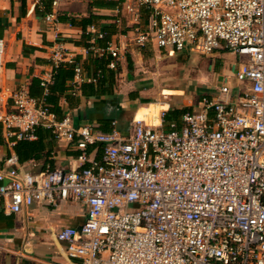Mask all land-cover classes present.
I'll use <instances>...</instances> for the list:
<instances>
[{
    "label": "built area",
    "instance_id": "1",
    "mask_svg": "<svg viewBox=\"0 0 264 264\" xmlns=\"http://www.w3.org/2000/svg\"><path fill=\"white\" fill-rule=\"evenodd\" d=\"M125 1L129 12L150 11L146 29L134 30L139 47L201 56L232 52L239 57L234 84L204 94L180 127L163 129V110L160 128L135 119L128 133H101L75 128L69 116L58 120L50 111L45 96L53 74L41 80V99L7 88V45L0 39V99L10 106L0 122L7 135L34 140L35 130L45 128L56 140L78 139L83 151L102 146L101 160L87 168L0 171V199L12 213L43 201L82 203L84 223L56 232L72 264H264V0ZM45 19L57 32L58 16ZM91 30L90 51L110 56L108 66L116 68L120 46H96L104 34ZM57 46L55 66L65 60L60 41ZM82 72L78 65L77 80ZM78 91L76 83L73 94Z\"/></svg>",
    "mask_w": 264,
    "mask_h": 264
},
{
    "label": "crops",
    "instance_id": "2",
    "mask_svg": "<svg viewBox=\"0 0 264 264\" xmlns=\"http://www.w3.org/2000/svg\"><path fill=\"white\" fill-rule=\"evenodd\" d=\"M91 1L53 2L51 13L57 16L64 13L71 18L80 19L87 17L90 12L103 16L96 22L97 25H88L85 30L68 22H60L55 32L50 29L45 19L48 14L43 13L41 0H0V39L6 42L8 57L5 86L12 91L25 89L29 94L39 96L42 92L39 87L41 80L49 79L54 73V54L60 41L65 49L64 63L79 64L83 70L80 80L74 75L66 81L67 89L64 93L56 95L64 117L69 116L75 128L89 125L101 133H109L114 129L128 133L135 119H142L150 124L158 123L159 119L156 126L160 128L161 111H166L173 105L175 108L169 111L184 108L194 110L204 94H218L216 90L225 82L224 75L233 74L238 65L239 57L232 52L197 55L204 57L205 60L201 61L191 58L196 54H168L151 44L139 47L133 41L134 30L146 29L150 16L147 8L139 7L132 13L127 9L131 2L122 0L119 8L98 9L90 6ZM92 26L98 31L108 27L112 32L110 42H116L121 50L116 68L108 67L109 71L102 85H99L95 64L90 56L96 54L87 47L94 41ZM84 33L90 34V40L83 39ZM127 33L129 37L125 38L124 34ZM57 34L59 41L56 40ZM96 42L97 39L95 45L100 47ZM160 57H188L195 64H200V71L195 78L199 80L202 89L192 82L187 85L182 83L181 89L165 90L163 93H180L174 104L160 103V94L157 91L160 87L156 84L160 81L159 74L140 75L142 69H146L141 67L142 64L147 66L146 62H158ZM227 57L233 61L228 62ZM209 74L213 76L211 79ZM92 78L96 80H91ZM76 83L79 84V91L73 94ZM86 84H93L95 87L92 90L82 89ZM7 103L0 99V115L10 109ZM173 123L178 127L182 125V122L179 124L171 121L167 123L165 130H169ZM14 140L15 137H9L0 122L1 172L14 169L22 174L38 175L53 169L72 171L90 167L93 162L102 158L101 145H90L83 151L77 147L78 139L73 142L55 139L49 143L39 159L22 163L13 149ZM83 153L86 155L85 160L80 159ZM85 219V206L72 200H60L56 204L38 202L20 213H12L7 208L6 201L0 199V264H72L65 245L56 239V232L65 227L79 228Z\"/></svg>",
    "mask_w": 264,
    "mask_h": 264
},
{
    "label": "trees",
    "instance_id": "3",
    "mask_svg": "<svg viewBox=\"0 0 264 264\" xmlns=\"http://www.w3.org/2000/svg\"><path fill=\"white\" fill-rule=\"evenodd\" d=\"M54 0H41V6L42 11L44 14H50L52 12ZM122 0H92L90 2V6L92 8H98V9H115L119 8L121 6ZM37 11H40V8H37ZM103 16H99L94 14L93 12H90V14L87 17H82L80 19H75L69 17L67 14L60 13L58 15L59 22L66 23L68 22L72 26H79L83 30H85L88 25H93L98 22V20L102 19ZM97 25V24H96ZM104 34L103 39H98L97 45L100 47H104L107 45L108 42L111 41V35L112 32L108 27H104L100 30ZM90 34H83V39L90 40ZM88 48H90L89 45H87ZM91 53V52H90ZM91 59L93 61V64H95L96 68V77L98 79L99 85H102L105 81V76L107 72L109 71V62L112 60V58L108 55H104L102 57H99L98 55H91ZM79 64H68V63H60L58 66H55L54 73H53V82L48 87V94L45 96V102L50 107V111L56 115L58 120H62L64 118V114L60 107L58 106V100H57V94H62L67 89L65 86V83L68 79L73 78L75 75V69ZM131 66V63H130ZM112 72V71H111ZM113 73V72H112ZM102 79V80H101ZM42 92L39 96H35L30 94L31 97L41 99L43 98L44 89L41 87V82L39 85ZM95 86L93 84H86L83 86L82 89L90 88L91 90ZM190 111L188 108L184 109H172L168 111L165 114L164 117V123H170L171 121H176L177 123L181 124L180 119L182 118V115L186 112ZM36 140H14L15 143L13 145V149L15 151V154L20 162H26L31 159H39L41 155L44 153V151L48 148L51 143V141L55 140V137L51 130L45 129V128H37L35 130ZM102 150V146H100Z\"/></svg>",
    "mask_w": 264,
    "mask_h": 264
},
{
    "label": "rangeland",
    "instance_id": "4",
    "mask_svg": "<svg viewBox=\"0 0 264 264\" xmlns=\"http://www.w3.org/2000/svg\"><path fill=\"white\" fill-rule=\"evenodd\" d=\"M191 58L198 59V60H205L204 57H199L197 55H192ZM188 57H177L170 59L168 57H160L158 62H146L142 64L141 67H145L146 69H142L140 75L143 74L147 75H157L159 74L160 81H158L157 86H159V90H157L160 94V103H167L169 105L174 104L177 101L178 92H172V95H164L165 90H178L181 89V84L184 83L185 85L191 84L197 86L199 89H202V85L198 83L199 80L195 78L196 74L200 71V64H195L193 60ZM228 62H232V58H226ZM236 63V62H234ZM160 72V73H158ZM157 73V74H156ZM213 76L209 74V78L211 79ZM224 83L232 86L234 84V75H224ZM152 85V84H151ZM171 85V86H170ZM180 85V87H178ZM152 91V90H150ZM175 108V105L169 106V109ZM169 109L166 110L169 111ZM166 123L163 124V128H166Z\"/></svg>",
    "mask_w": 264,
    "mask_h": 264
},
{
    "label": "bare ground",
    "instance_id": "5",
    "mask_svg": "<svg viewBox=\"0 0 264 264\" xmlns=\"http://www.w3.org/2000/svg\"><path fill=\"white\" fill-rule=\"evenodd\" d=\"M137 120H142V119H137ZM142 121H145V120H142ZM146 122V121H145ZM148 123V122H147ZM148 124H150V123H148ZM159 124V119H158V123H156V124H150V125H153V126H156V125H158Z\"/></svg>",
    "mask_w": 264,
    "mask_h": 264
}]
</instances>
